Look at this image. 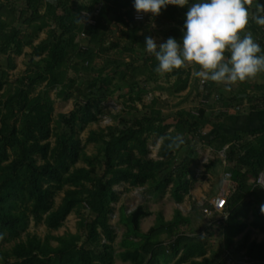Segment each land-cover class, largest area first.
Masks as SVG:
<instances>
[{"label":"trees","instance_id":"obj_1","mask_svg":"<svg viewBox=\"0 0 264 264\" xmlns=\"http://www.w3.org/2000/svg\"><path fill=\"white\" fill-rule=\"evenodd\" d=\"M15 1L0 0V55L5 56L0 63V264H112L114 254L126 264H224L225 251L234 256L239 250L246 264H264V241L248 240V231L236 243L232 240L246 228L240 217L248 210L254 215L251 227L264 231V190L254 183L264 172V125L228 134L216 122L242 99L238 94L243 91L225 96L205 81L197 95L215 94L214 103L164 113L157 96L143 103L142 95L154 89L170 94L186 90L190 70L155 71L158 61L144 47L149 25L133 19L132 0H23L20 8ZM187 7L168 5L159 15L147 14L169 26L165 40H179ZM81 12L93 23H85ZM113 23L120 28L111 40ZM246 28L256 32L264 25L249 19ZM40 32L44 37L38 39ZM24 47L29 48L24 72L10 81L7 69ZM161 74L173 77L168 89L157 84ZM116 93L128 100L125 115H111L112 124L88 130L84 144L91 143L94 150L87 153L78 132L98 121L102 103ZM54 99H71L72 109L52 115ZM211 105L223 109L211 115ZM170 116L172 123L166 122ZM149 138L159 140L154 158ZM197 146L222 153V158L208 159L204 169L214 178L218 170L228 172L233 184L226 195L223 244L210 248L208 227L207 234L196 233L191 215L178 209L169 220L157 213L143 232L145 208L139 204L128 211L120 205L121 250L114 253L109 223L118 198L114 186L123 184L127 191L140 187L158 197L167 192L180 203L190 194ZM59 193L54 206L53 196ZM191 212L199 213L195 203ZM70 213L76 217L75 231L54 234ZM28 220L46 227L43 237L26 230ZM3 242L11 244L1 246Z\"/></svg>","mask_w":264,"mask_h":264},{"label":"rangeland","instance_id":"obj_2","mask_svg":"<svg viewBox=\"0 0 264 264\" xmlns=\"http://www.w3.org/2000/svg\"><path fill=\"white\" fill-rule=\"evenodd\" d=\"M77 2H88V0H77ZM23 0L15 1L14 4L17 8L23 7ZM99 7V4L96 5V8ZM81 15H83V12H81ZM149 15L146 13V16L144 18V21L142 20L140 23L148 24L149 26L144 30L149 36L154 37L157 43H161L165 40V31L169 27L168 25H163L160 22V19L154 21L151 17H148ZM86 21V20H85ZM92 22V21H90ZM93 23V22H92ZM89 24V23H88ZM120 28V25L117 24H111L109 26V39H113L114 37L118 36V30ZM44 37V32H40L38 39ZM80 37H83L80 35ZM36 39L34 42H37ZM29 52L28 47L23 48V53L19 55H13V62L14 67L8 68V79L10 81H14L16 78L20 77L21 74H23L24 69L26 67V63L28 61V56L26 53ZM5 61V56L0 55V63L3 66V63ZM99 61L97 60L96 63ZM187 69L190 70V80H189V86L186 90L178 93V94H170L168 90H157L154 89L152 92H148L146 94L142 95V102L147 103L149 99L151 98V95L157 96L159 99V106L162 108V111L164 113H172L175 110L179 108L184 109H194L197 107L199 102L205 104L206 106L208 103L213 101V94L207 97L208 94H204L203 96L197 95L198 92L202 90L201 88V80L198 77L195 76V72L197 71L196 66H188ZM70 75H72L71 72H69ZM173 81V77L166 78L162 74L158 78L157 84H160L161 86L168 89L171 82ZM209 82L210 85H212V88H215L216 92L223 93L225 96L230 95V90H225L224 86L222 84H217L212 81H206V83ZM154 87L153 84H149V88ZM211 87V86H210ZM38 89V88H37ZM50 97H53V91L49 92ZM212 98V99H211ZM128 102L127 98L118 97L117 93L113 96H110L107 98L106 101H104L102 104L104 106L103 113L98 116V121L95 123H89L83 130L78 132V137L81 140V145H83V149L87 153H91L94 149L92 147L91 143H85L84 140L87 136L88 130L95 129L98 127H104L106 125H110L113 123V119L111 115H114L116 113H121L122 115H125L124 113V106ZM216 102V101H215ZM134 105L140 109L141 105L139 102H134ZM210 105V104H209ZM212 106V105H211ZM208 108V107H207ZM72 109V101L71 99L68 100H60V99H54L53 103V112L52 115H56L59 112L66 113ZM222 107L219 105L212 106V108L208 109L211 115H216V113L221 110ZM220 119H216V122H218ZM174 121L173 116H170L167 118L166 122L172 123ZM159 144V140H152V138H149L148 140V149H149V156L150 157H156V150ZM197 151L199 153V157L197 159V162L195 164V177L191 185L190 194L188 196H185L183 200L180 203H176L173 201V199L169 196V194L166 192L162 196H153L147 192L143 191V188L137 187L132 188L130 190H125L123 184L116 185L114 188L118 192V198L117 201L112 203L113 211L109 218V223L114 228L115 237L111 243L112 248L114 249V253H117L121 248L118 245V241L120 239V235L123 231V227L118 224L117 222V210L120 205H123L127 208V210H131L135 208L137 205H142L145 210L148 212V214L143 217L140 220V229L144 232L146 231L153 223L154 218L157 213H161L164 220L171 219L173 215L174 209H178L182 215H191L192 217V227L196 233H202L207 234V231L209 234V247L214 249L218 245H222L224 242L223 234H222V225L224 224V220L227 217V211L224 210L222 213H215L214 219H211L209 217L204 216L202 209L205 207L211 208V201L213 198L218 196H226L230 194L231 190L233 189V184L230 182L229 178L226 176V173L224 174L223 171L218 170L217 178H214L210 172L206 171L204 169V164L207 162L208 159H211L213 157L222 158V153H212V151L204 146H197ZM61 196V193L53 196L54 206L58 203L59 198ZM196 204L198 207L199 213L195 214L191 212V206L193 204ZM212 215V216H213ZM241 220L245 221L247 223L246 228L242 231L237 233L233 236L232 240L233 243H236L237 241L241 240L242 235L244 232L248 231V240H255V241H264V231H260L259 229L251 227L249 224L250 221L253 220L254 215L252 211L248 210L246 213V216L240 217ZM76 217L74 214L70 213L68 214L61 227H59L56 231H54V234H61L65 231L74 232L76 228ZM209 226H212L209 228ZM205 227H208L207 231L204 229ZM184 229V227H182ZM26 230L30 233H35L40 237H43L46 233L47 229L46 227L40 223V224H34L32 220H28V223L26 225ZM20 235L23 236V232H20ZM11 243L3 242L1 246H9ZM236 247V244H235ZM243 250H239L238 253L234 256H229L227 251L224 252L222 255V258L225 260L224 264H246L244 262V259L242 258ZM112 264H126L123 263L120 258L114 254ZM167 264H173V260L170 261Z\"/></svg>","mask_w":264,"mask_h":264},{"label":"clouds","instance_id":"obj_3","mask_svg":"<svg viewBox=\"0 0 264 264\" xmlns=\"http://www.w3.org/2000/svg\"><path fill=\"white\" fill-rule=\"evenodd\" d=\"M252 0H132L137 14L159 15L168 5H188L179 40L168 37L157 43L144 38L147 53L158 61L157 73L196 66V77L222 84L225 90L237 82L251 80L264 73V50L246 30ZM264 25V0L257 3L251 17ZM260 211L264 213V204Z\"/></svg>","mask_w":264,"mask_h":264},{"label":"crops","instance_id":"obj_4","mask_svg":"<svg viewBox=\"0 0 264 264\" xmlns=\"http://www.w3.org/2000/svg\"><path fill=\"white\" fill-rule=\"evenodd\" d=\"M258 2L259 0H252L251 4L246 5L249 10V19H252L251 17L255 14ZM246 30L249 31L247 28ZM251 34L264 50V28ZM238 90L243 91L238 94V97L242 99L226 108L227 114L219 120V129L222 133L249 132L264 125V73L258 74L254 79L233 84L230 93Z\"/></svg>","mask_w":264,"mask_h":264},{"label":"built area","instance_id":"obj_5","mask_svg":"<svg viewBox=\"0 0 264 264\" xmlns=\"http://www.w3.org/2000/svg\"><path fill=\"white\" fill-rule=\"evenodd\" d=\"M82 16L84 17L83 20H84L85 23L92 24L93 19H91V17L86 12H83ZM145 16H146V13L137 14V12H135L133 14V19L135 21H142V20H144ZM90 21H92V22H90ZM80 35L84 36L83 33H80ZM204 82H205L204 80H201V88L203 87ZM235 108L237 109L238 107L236 106ZM226 176L229 178L230 174L226 173ZM254 183L264 190V172H260L258 174V176L256 177ZM211 202H212L211 203V208L205 207V208L202 209V212H203L204 216L211 217L214 213H222V212H224L225 205H226V196L215 197V198L212 199Z\"/></svg>","mask_w":264,"mask_h":264}]
</instances>
